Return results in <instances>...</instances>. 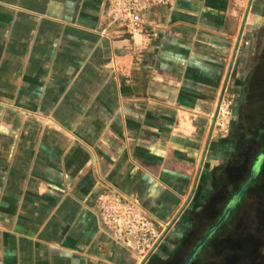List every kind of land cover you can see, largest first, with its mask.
Wrapping results in <instances>:
<instances>
[{
  "label": "crops",
  "instance_id": "0c3cea01",
  "mask_svg": "<svg viewBox=\"0 0 264 264\" xmlns=\"http://www.w3.org/2000/svg\"><path fill=\"white\" fill-rule=\"evenodd\" d=\"M261 1L151 6L133 39L106 0H0V264H160L178 228L213 226L262 149L245 128ZM105 193L167 227L147 260L102 226Z\"/></svg>",
  "mask_w": 264,
  "mask_h": 264
},
{
  "label": "rangeland",
  "instance_id": "374dc122",
  "mask_svg": "<svg viewBox=\"0 0 264 264\" xmlns=\"http://www.w3.org/2000/svg\"><path fill=\"white\" fill-rule=\"evenodd\" d=\"M261 2L258 8L263 17L257 42L256 62L253 67L255 72L250 81L247 82L249 92L245 99V105L249 108V115L246 118L253 122V125L245 126L249 130V134L253 133V130L256 131L257 127L264 126V0ZM232 100L229 98L231 104L233 103ZM251 111L253 114H250ZM256 112H260V116H257ZM236 113L238 114V109ZM262 134L258 140L262 147L261 151L264 149V133ZM254 167L240 188L230 191L228 202L222 211V213L226 212L225 217L198 249L189 264H264V249L262 248V246L264 247V237H262L260 230L254 228L256 223L254 217L258 222L264 218V213L260 212L258 208L259 205H262L260 200H264V184H258L259 172L264 167V163L259 159ZM256 187L259 192V205L254 203L252 197L249 196V192L256 190ZM208 229L195 226L193 229L185 226L178 228L176 232L179 233V236L170 239L169 244L162 247L160 264L163 262L182 264L193 249L194 243L201 239V235Z\"/></svg>",
  "mask_w": 264,
  "mask_h": 264
},
{
  "label": "built area",
  "instance_id": "2783aa9c",
  "mask_svg": "<svg viewBox=\"0 0 264 264\" xmlns=\"http://www.w3.org/2000/svg\"><path fill=\"white\" fill-rule=\"evenodd\" d=\"M174 0H106L110 20L133 39L145 35L144 16L151 6H167ZM233 118L231 102L221 100L214 121L218 133H229ZM99 217L111 240L137 257L147 260L162 245L167 227L159 226L139 204L118 193L99 197Z\"/></svg>",
  "mask_w": 264,
  "mask_h": 264
},
{
  "label": "water",
  "instance_id": "95a60500",
  "mask_svg": "<svg viewBox=\"0 0 264 264\" xmlns=\"http://www.w3.org/2000/svg\"><path fill=\"white\" fill-rule=\"evenodd\" d=\"M259 159L261 160L262 163H264V149L260 152L258 160ZM253 169H252V171H253ZM252 171H251V173H252ZM225 215H226V212L221 213V216H220L221 218L218 220V222L216 224H214L211 228L208 229V231H206L204 233V235L201 237V239L194 245L193 249L191 250V252L186 257V259L184 260V262L182 264H189L190 263V261L193 259L194 255L196 254L198 249L204 244V242L207 240V238L210 236V234L215 230V228L222 221V219L225 217Z\"/></svg>",
  "mask_w": 264,
  "mask_h": 264
},
{
  "label": "flooded vegetation",
  "instance_id": "af4514ba",
  "mask_svg": "<svg viewBox=\"0 0 264 264\" xmlns=\"http://www.w3.org/2000/svg\"><path fill=\"white\" fill-rule=\"evenodd\" d=\"M193 228H194V226H193L192 228H190V229H193ZM207 229H208V228H207ZM207 229H206V230H207ZM206 230H205V232H206ZM205 232H204V233H205ZM204 233L201 235V237L204 235ZM201 237H200V238H201ZM185 238H186V237H185ZM196 242H197V241H196ZM182 243H183V241L181 242V244H182ZM181 244H179V245L181 246ZM167 263H168V262H167ZM167 263H166V262H163L162 264H167Z\"/></svg>",
  "mask_w": 264,
  "mask_h": 264
},
{
  "label": "trees",
  "instance_id": "16d2710c",
  "mask_svg": "<svg viewBox=\"0 0 264 264\" xmlns=\"http://www.w3.org/2000/svg\"><path fill=\"white\" fill-rule=\"evenodd\" d=\"M250 173H251V171H250ZM250 173H249V174H250ZM247 178H248V177H247ZM247 178H246V179H247ZM199 240H200V239H198V241H199ZM198 241H197V242H198ZM197 242H195L194 245H195ZM189 253H190V252H189Z\"/></svg>",
  "mask_w": 264,
  "mask_h": 264
}]
</instances>
